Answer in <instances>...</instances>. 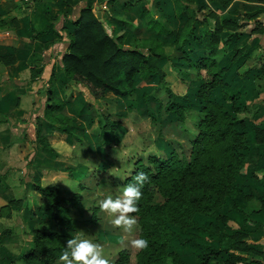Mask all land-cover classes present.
<instances>
[{
  "label": "rangeland",
  "instance_id": "1",
  "mask_svg": "<svg viewBox=\"0 0 264 264\" xmlns=\"http://www.w3.org/2000/svg\"><path fill=\"white\" fill-rule=\"evenodd\" d=\"M258 1L246 5L234 0L226 7L196 0L200 19L208 18L209 23H196L198 37L186 43L187 59L174 50L176 35L167 40L151 30L162 19L176 33L183 31L189 15L174 0H0V264H24L21 256L34 246L31 230L52 221L39 212L51 203L34 189L37 180L56 185L62 196L74 200L63 206L75 223L58 226L60 234L100 243L109 264H116L123 252L128 255L124 264L136 263L139 248L131 241L140 239L137 215L128 214L135 217L136 225L124 232L111 225L112 217L101 211L98 202L122 193L139 160L148 162L151 154L166 156L172 150L181 154L190 149L206 105L198 93L206 71L202 61L209 51L204 37L210 31L217 32L212 48L226 72L223 84L212 89L208 99L235 115L236 127L252 136L249 147L239 150L247 158L239 180L257 197L263 194L264 187L255 184L252 176L264 171V144L253 137L264 126V0H247ZM87 6L125 46L151 37L166 42L169 56L158 62L159 73L135 76L130 95L107 92L95 99L85 85L70 80L62 70L69 35L76 31L75 22ZM119 19L135 24L137 30ZM224 19L238 26L224 24ZM168 88L186 106L185 119L165 110ZM60 102L63 106L55 114L71 118L75 136L54 129L46 120L48 108ZM236 205L245 206L243 194L227 199L214 216L201 217L200 222L203 226L215 222L227 233L245 232L256 251L241 254L242 260L264 261V213H254V222L246 223ZM176 233L179 237L169 240L168 248L185 264H196L197 254L187 239L220 247L217 235L198 229Z\"/></svg>",
  "mask_w": 264,
  "mask_h": 264
},
{
  "label": "trees",
  "instance_id": "2",
  "mask_svg": "<svg viewBox=\"0 0 264 264\" xmlns=\"http://www.w3.org/2000/svg\"><path fill=\"white\" fill-rule=\"evenodd\" d=\"M188 13V21L179 33L166 20L157 19L151 27L169 40L176 35L174 50L188 56L186 43L196 39V23H209L208 18L200 19L196 0H174ZM220 2L226 7L232 0H209ZM195 5V7H193ZM211 16L217 14L210 12ZM120 23L132 30L135 24L119 19ZM224 24L237 27L234 20L224 19ZM104 19L98 18L91 6L81 10L77 27L71 38L68 51L62 58V70L70 80L85 85L95 99L107 92L125 97L134 90L135 76L147 77L159 73L158 62L167 59L166 42L158 37L140 40L136 46H125L112 36L104 26ZM239 36L240 34H235ZM217 32L210 31L205 37L208 55L203 59L205 77L199 90V96L206 100L203 116L196 123L197 132L190 140V149L179 154L172 150L166 156L151 154L149 161L139 160L135 170L127 178L128 184H136L134 177L143 173L145 180L140 187L142 193L137 202V215L140 225V238L148 241V246L139 249L135 264H185L180 255L171 252L168 242L179 237L176 230L188 233L189 229H198L217 235L220 247L187 239L197 251L196 264H264V261L242 260L241 254L255 252L247 242V234L243 231L224 232L219 225L211 222L203 226L201 217L214 216L215 211L225 204L227 199H235L243 194L245 206L236 209L243 215L246 223H253L254 213H264V192L257 197L249 186L239 180L241 170L247 164L246 156L239 153L249 147L248 135L236 127L235 115L224 109L219 103L208 99L209 92L223 84L226 68L219 65L212 48ZM231 42V38L225 41ZM188 59V58H187ZM196 67V63L192 62ZM264 69V63L262 64ZM62 83V82H61ZM169 102L165 106L167 112H175L179 119H185L186 106L178 101L179 95L168 88ZM63 103L53 104L48 108L46 120L54 129H59L71 136L73 126L71 118L65 114H55ZM55 108V109H54ZM57 108V109H56ZM256 140L264 144V128L256 129ZM256 171L260 167L255 168ZM255 184L264 187V171L252 176ZM34 189L50 201V206H41L42 216L52 219L41 222L31 230L34 246L21 256L24 264H57L59 256L66 248L68 236L60 234L58 226H73L74 218L63 203L74 200L61 195L56 185H43L40 180L33 182ZM1 238V235H0ZM229 255L224 258L223 255ZM128 255L123 252L116 264L127 262Z\"/></svg>",
  "mask_w": 264,
  "mask_h": 264
},
{
  "label": "clouds",
  "instance_id": "3",
  "mask_svg": "<svg viewBox=\"0 0 264 264\" xmlns=\"http://www.w3.org/2000/svg\"><path fill=\"white\" fill-rule=\"evenodd\" d=\"M134 179L137 183L125 186L120 195L115 198L108 195L98 202L101 211L112 217L111 225L120 227L124 232H131L136 225L135 217L128 214L137 211V202L142 195L140 187L145 176L143 173H138ZM131 244L136 248L143 249L148 246V241L144 238L134 239ZM59 260L63 264H109L102 245L82 236H75L67 240L66 248L59 256Z\"/></svg>",
  "mask_w": 264,
  "mask_h": 264
},
{
  "label": "crops",
  "instance_id": "4",
  "mask_svg": "<svg viewBox=\"0 0 264 264\" xmlns=\"http://www.w3.org/2000/svg\"><path fill=\"white\" fill-rule=\"evenodd\" d=\"M232 1H234V0H232ZM242 3H245L246 5H251V4H255V5H257V4H260L259 2L260 1H258V2H252V3H249V2H247V0H240ZM98 8V7H97ZM248 11H250V12H254V11H252V10H248ZM259 11V10H258ZM80 15H81V11H80ZM80 15H79V17H80ZM97 16H98V14H96ZM99 18V17H98ZM69 47V46H68ZM261 128L262 127H264V126H260ZM250 137H252V136H250V134L248 135V139H250ZM254 137V140H256V133H255V136H253Z\"/></svg>",
  "mask_w": 264,
  "mask_h": 264
},
{
  "label": "water",
  "instance_id": "5",
  "mask_svg": "<svg viewBox=\"0 0 264 264\" xmlns=\"http://www.w3.org/2000/svg\"><path fill=\"white\" fill-rule=\"evenodd\" d=\"M98 17H100V15L98 14Z\"/></svg>",
  "mask_w": 264,
  "mask_h": 264
}]
</instances>
